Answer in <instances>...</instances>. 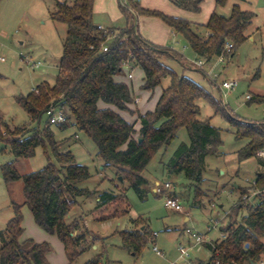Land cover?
<instances>
[{
  "label": "trees",
  "instance_id": "obj_1",
  "mask_svg": "<svg viewBox=\"0 0 264 264\" xmlns=\"http://www.w3.org/2000/svg\"><path fill=\"white\" fill-rule=\"evenodd\" d=\"M169 1L192 13L199 12L202 2ZM226 2L214 0L216 7ZM133 3L125 0V5L121 6L125 27L107 28L102 32L94 23V0L56 2L50 18L66 26V36L56 65L54 83L40 84L26 96H17L16 103L26 112L29 122L37 124L50 105L60 106L67 122L95 144L104 167L117 169L119 176L129 182L140 198L145 197L143 187L147 185L141 173L159 149L170 144L178 130L184 128L188 142L177 147L166 168L169 174H182L193 185V202L200 207L202 193L199 186L203 182L205 159L221 154L222 140L220 129L212 126L210 119H200L199 102H208L215 112L220 111V104L202 85L178 75L161 62L172 58L184 64L176 51L144 40L134 24L133 14L162 21L171 31L182 36L194 55L205 63L221 55L230 59L234 49L248 39L246 30L254 14L234 5L229 17L213 12L206 25H197ZM228 42L233 46L229 53L224 49ZM103 45L106 51L102 50ZM126 66L142 71L141 89L146 92H153L163 79L169 78V85L162 89L153 111L139 114L131 109L134 103L131 86L115 79L123 74ZM198 70L206 77L205 72ZM121 112L137 115L138 131L134 129V123L120 115ZM226 117L233 126L234 139L246 142L236 151L237 159L255 158L258 170L253 182L236 188L238 197L234 214L241 211L246 214L239 221L228 215L227 223L219 228L223 237L219 241L204 243L210 254L208 262L264 264V157L257 156L259 151H264V120L252 123ZM66 123L51 125L47 121L42 130L28 125L10 129L0 116V142L8 146L15 159L32 158L39 147L48 159L43 168L25 175H19L12 163L1 167L6 185L21 180L23 200L20 204L11 203L13 216L0 230V264H50L46 259L51 251L48 243L22 239L23 207L30 211L38 228L57 237L67 264H75L92 244L82 222L68 219L71 210L78 205V198L97 197L98 202L91 213L97 222L115 218L127 210V200L122 194L99 193L78 186L90 177L88 169L76 163L72 153L63 148L66 140H55L50 129V126H56L63 130L61 127ZM47 152L55 164L51 163ZM251 191H258V194L250 201L243 199ZM131 224V229L119 235L122 247L138 257L154 237L144 220L136 219ZM83 264L103 263L97 255Z\"/></svg>",
  "mask_w": 264,
  "mask_h": 264
},
{
  "label": "rangeland",
  "instance_id": "obj_2",
  "mask_svg": "<svg viewBox=\"0 0 264 264\" xmlns=\"http://www.w3.org/2000/svg\"><path fill=\"white\" fill-rule=\"evenodd\" d=\"M63 1L71 3L73 0L32 2L29 8L21 10L20 15H14L15 20L10 30L12 36L9 35L7 39L0 41V44L2 42L0 58L4 59L0 61V116L10 129L28 125L30 128L42 130L46 125L45 115H42L38 124L29 122L26 112L16 103L15 98L19 95L26 96L40 84L53 85L54 83L57 74L56 65L66 36V26L52 21L50 13L56 2ZM164 1L168 6H174L169 0ZM133 4L139 5L138 2ZM163 4L164 2L160 5L163 6ZM124 5V0H94L95 23L122 27L124 23L126 24L121 12V6ZM234 5L242 11L254 14L246 30L248 39L234 49L233 56L229 60L214 66V73L219 74L217 85H220L223 79L235 78L237 84L234 89L224 91L218 88L206 77L200 73L191 72L175 59L161 60L165 66L178 75L191 78L202 85L220 104V111L215 112L208 102H199L200 119H210V124L220 129L222 140L219 148L221 154L207 156L205 159L202 171L203 182L199 186L202 193V206L194 205V187L182 174H172L168 178L166 164L177 147L181 143L188 142L184 128L178 130L175 139L170 144L159 149L141 173L147 178L150 186L148 187L147 184L143 187L145 197L140 198L130 187L129 182L119 176L117 169L111 166L104 167V163L97 156L95 144L84 133L71 126L70 122L61 127L63 130L50 126L55 140H66L64 150L72 153L78 165L88 169L90 177L78 186L97 190L99 193L107 191L122 194L128 205L123 214L97 222L91 217L98 202H95L97 197L77 199L79 205L71 210L68 219L72 220L76 217L82 222L89 238H93L92 242L96 249L90 246L75 264H83L97 255L100 256L103 264H182L177 251L179 244L189 249L188 259L191 260L189 264L199 262L205 264L210 256L209 251L204 245L189 246V236L185 230L190 229L204 236L205 243H209L221 239L219 228L227 223L228 215L239 221L241 216L246 214L245 211L234 214L238 191L233 188V185L244 187L253 182L257 173V161L255 158L244 161L237 159L236 151L246 142L234 139L233 126L226 116L252 123L264 120V101L254 100L258 96L264 98V0H227L223 6L216 8L213 0H202V9L198 15L204 18L214 11L217 15L229 17ZM150 19L160 21L157 18L151 17ZM20 20L25 23L21 24ZM144 21V16H140L137 21L139 30L142 29ZM14 30H17V33H14ZM167 47L179 53L183 63L185 60L190 63L197 59L187 42L179 34L176 38L170 37ZM37 62H40V66L36 68L34 64ZM210 64V62L205 64V67L208 68ZM127 83L133 85L132 82ZM168 85L169 78L163 79L160 86L154 89L153 95ZM247 96L251 98L250 101L246 98ZM131 108L140 114L137 106ZM121 114L129 115V119L137 116L128 112H121ZM47 155L51 163L55 164L51 154L47 152ZM47 161V156L40 147L35 150L32 158L15 159L8 146L0 142V230L13 216L11 203L20 204L23 200L21 180L6 185L2 178L1 167L12 163L19 175H25L40 170L48 163ZM155 181L158 183L169 181L172 184L171 191L174 189L181 194V197H177L169 193L180 200L182 212H175L164 206L166 194L158 196L150 189L156 184ZM23 208L28 212L27 207ZM185 213L189 216L188 221L183 220ZM29 217V223L26 218L23 221L25 232L34 236L32 226L39 232H44L34 224L31 216ZM136 219L144 220L149 232L157 233L155 240L149 241L138 257H134L131 252L122 247L119 235L120 232L131 229V221ZM215 223L216 226H214ZM207 227H212V229L207 231ZM153 245H156L164 254L162 257L152 251ZM54 253L59 256L56 249ZM57 260L60 264L65 262V259L61 257Z\"/></svg>",
  "mask_w": 264,
  "mask_h": 264
},
{
  "label": "crops",
  "instance_id": "obj_3",
  "mask_svg": "<svg viewBox=\"0 0 264 264\" xmlns=\"http://www.w3.org/2000/svg\"><path fill=\"white\" fill-rule=\"evenodd\" d=\"M36 1H44V0H0V41H3L4 39H7L8 36L11 35V31L10 30H12L11 27L13 26V22L15 20L14 15H17V14L20 15V13L22 12L21 10H23L24 8L25 9L29 8L30 5L32 4V2H36ZM137 2L144 9H152V10H158V11L160 10L161 12H164V13H166L169 16L176 17V18H181V19H184V20H186V21H188V22H190L192 24H197V25H206L207 22L209 21L210 16L214 12V11H212L209 15L205 16L204 18H201L200 15H198V14L200 13V11L202 9V2L200 4V10H199L198 13L188 12V11L182 10L180 8H177L176 6H172V7L168 6L166 4V1H164V0H138ZM162 2H164L163 6L160 5ZM213 4H214V7L216 8L214 0H213ZM159 5H160V7H159ZM94 16H95V11H93V17ZM139 18H140V16H136V25H137V27H138L137 21H138ZM144 18H145V21L143 22L142 29L139 30V27L137 28L140 36L144 40H146V41H148V42H150V43H152V44H154L156 46L167 47L170 37L171 36L173 38L177 37V34L174 33L173 31H171V29L167 25H165L162 21L157 22V21H155L153 19H150L151 17L149 18V17H145L144 16ZM20 21H21V24L25 23V22H23V20H20ZM94 23H95V21H94ZM95 24L97 26H99V25L103 26L106 29L107 28L121 29V28L126 26L125 23H124V25L122 27H115L113 25H107V24L105 25L103 23H95ZM16 31L17 30H14V33H17ZM1 44H2V42H1ZM1 44H0V46H2ZM196 60H201V59L197 57ZM185 61H184V64H185L184 66L188 70H190L191 72H194L196 74L200 73L202 75V73L198 70V68L193 66L192 63L194 61H192L190 63L185 62ZM210 63L211 64H210V66L208 68L205 67V64H207V63H205L203 68L200 69V70H202L203 72L205 70H207V71L209 70L210 71V69L213 66L219 65V64H216L215 59L212 60ZM186 64L192 65V67L191 66H187ZM214 71L215 70H214V67H213V74H215ZM130 72L132 73V78L131 79L128 78V73H130ZM202 76L204 77V75H202ZM218 78H219V74H215V76L212 77V78L209 77L211 82L213 84H215V86H218V88H219V85H217V83H216ZM115 79H116V81L124 82V83H126V84L131 86L132 91L134 93V103H133V105L131 107L137 106L138 110L140 111V114L145 113L147 111H153L154 110L155 105L157 103V100H158L162 90L159 91V93H157L155 95H153L154 91L153 92H146V91L141 90L140 87H141V85L143 83V73H142V71L140 69H138V68L128 69V70L124 69L123 74L120 75V76H117ZM232 79H235V78H232ZM224 80H226V79H223L222 81H224ZM127 82H132L133 85H131L130 83H127ZM258 97H260V98H258ZM258 97H256L257 98L256 101H258V102L264 101V98L262 96H258ZM250 99H249V101H250ZM120 115L126 121H128V122H130L132 124L135 123L134 124V129L136 131H138L139 122L137 121V116L134 117L133 119L130 118L131 119L130 120L129 117H128L129 115L124 116V114H121V113H120ZM257 170H258V167H257ZM171 175L172 174L168 173V178L171 177ZM143 178H145L147 180L146 177L143 176ZM232 180H233V177L231 178V181ZM155 183H158V182L155 181ZM147 184H148V187H149L150 183H149L148 180H147ZM237 187H238V185H233V188L236 189ZM171 193H173L177 197H181V194L177 193L174 189H172ZM96 201H98V200L95 198V202ZM22 215H23V221L26 218L28 220V223H29V220H30L29 216H31V218H32V215H31L30 211L28 210V212H27L23 208L22 209ZM74 219H76V217ZM188 219H189L188 214H186V213L183 214V220L184 221H188ZM23 221H22V227H23ZM32 221H33V218H32ZM31 229L34 232V236L32 234L26 233L25 230L23 229L22 239H32L36 243H43V242L48 243L50 245V247H51V251L46 255L47 261L50 264H60L57 259H58V257H61L62 259H65V262H62L61 264H67V260H66V257H65L63 246L60 243V241L57 239L56 236L49 235V234H47L45 232H39L36 228H34V226H32ZM153 233H156V232H153ZM88 237H90V236H88ZM220 237L222 238L223 236L220 234ZM89 239L91 240V242L93 241V238H89ZM154 240H155V238H154ZM215 241H217V240H215ZM211 242H214V241H210L209 243H211ZM193 245L194 244H193L191 238L189 237V246H193ZM201 245H204V244H201ZM180 246L184 247L181 244H179L178 247H177L179 260H181L183 262L182 264H185V263L189 264L191 262L190 259H188L185 262V260H183L180 257V253H179V247ZM91 248L92 249H96V246L93 244V242L91 244ZM205 248H206V246H205ZM55 249L59 253V256H56L57 255V254H55L56 252L54 253ZM185 249H187L189 251L188 248H185ZM209 259H210V256H209L207 262L209 261ZM207 262H205V264ZM106 264H109V263H106Z\"/></svg>",
  "mask_w": 264,
  "mask_h": 264
},
{
  "label": "built area",
  "instance_id": "obj_4",
  "mask_svg": "<svg viewBox=\"0 0 264 264\" xmlns=\"http://www.w3.org/2000/svg\"><path fill=\"white\" fill-rule=\"evenodd\" d=\"M132 2H137L138 0H131ZM125 2V0H124ZM97 29L99 31L102 32H106V28H104L103 26H97ZM110 39V37H107V40ZM233 46L231 43H226L225 44V51L227 53H229L232 50ZM106 46L103 45L102 50L106 51ZM228 56H218L215 58L216 64H223L226 60H228ZM0 61H4L3 58H0ZM193 66L197 67L198 69H202L204 66V62L202 60H196L193 63ZM34 66L37 68L40 66V62H37L34 64ZM214 67V66H213ZM213 67L210 69V71L205 70V75L207 78H212L215 76V74H213ZM127 70L130 69L129 66L125 67ZM128 78L131 79L132 78V73H128ZM237 84V80L229 78L226 79L224 81L221 82V84L219 85V88H221L224 91H228V90H232L236 87ZM35 90V89H33ZM32 90V91H33ZM249 100V97H246ZM45 116L47 117V121L51 124V125H60V124H64L67 122V117L63 111V109L60 106L57 105H50L49 108L46 110L45 112ZM257 156L259 157H264V151H259L257 153ZM171 187L172 184L169 181H165L163 183H156L152 188V192L158 196L162 195L163 193L166 194V198H165V202H164V206L170 210H173L175 212H181L182 208H181V203L180 200L173 196V195H169V193L171 192ZM256 194H258V191H251L249 195H245L243 196V199L246 200H251ZM214 226H216V223L214 224ZM212 229V227H207V231H210ZM185 233L188 234V236L191 238L192 242L194 245H201L205 243L204 240V236L190 230V229H186ZM153 237L156 238L157 237V233H153ZM152 251L157 255L162 257L163 253L156 247V245H153L152 247ZM179 253H180V257L185 260V262L188 260L189 257V253L188 250L185 249L184 247H179ZM187 264V263H185ZM263 264V263H261Z\"/></svg>",
  "mask_w": 264,
  "mask_h": 264
},
{
  "label": "water",
  "instance_id": "obj_5",
  "mask_svg": "<svg viewBox=\"0 0 264 264\" xmlns=\"http://www.w3.org/2000/svg\"><path fill=\"white\" fill-rule=\"evenodd\" d=\"M133 19H134V24L136 25V15H134V14H133ZM206 264H209V262H207Z\"/></svg>",
  "mask_w": 264,
  "mask_h": 264
}]
</instances>
